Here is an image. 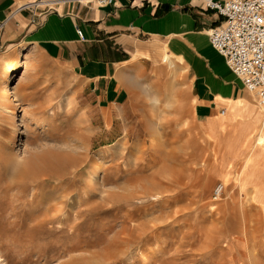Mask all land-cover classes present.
Here are the masks:
<instances>
[{
    "label": "rangeland",
    "instance_id": "374dc122",
    "mask_svg": "<svg viewBox=\"0 0 264 264\" xmlns=\"http://www.w3.org/2000/svg\"><path fill=\"white\" fill-rule=\"evenodd\" d=\"M18 48L36 64L13 73L6 97L0 75V264H264L246 188L253 175L264 184V125L226 112L208 137L181 62L117 94ZM257 105L249 118L264 117Z\"/></svg>",
    "mask_w": 264,
    "mask_h": 264
},
{
    "label": "crops",
    "instance_id": "0c3cea01",
    "mask_svg": "<svg viewBox=\"0 0 264 264\" xmlns=\"http://www.w3.org/2000/svg\"><path fill=\"white\" fill-rule=\"evenodd\" d=\"M35 1L0 0V52L4 53L0 62L12 57L14 50L24 49L19 45H26L44 59L72 68L87 79L105 78L107 89L117 94L130 91V82L141 71L162 72L168 66L179 68L181 62L193 115L208 137L224 128L219 119L226 112L235 117L246 115L241 122L260 124L259 130L264 125V117L247 115L254 113L257 101L209 42L207 31L221 18L200 3L112 0L103 6L94 0H50L49 6L23 7ZM77 27L84 40L78 38ZM159 59L167 66L159 64ZM260 132L257 145L264 144V129ZM242 141L237 145H243ZM224 142L227 147H236L234 138L228 136ZM249 172L254 173L252 169ZM253 176L246 179V188L264 220V184ZM254 181L257 196L251 191Z\"/></svg>",
    "mask_w": 264,
    "mask_h": 264
},
{
    "label": "built area",
    "instance_id": "2783aa9c",
    "mask_svg": "<svg viewBox=\"0 0 264 264\" xmlns=\"http://www.w3.org/2000/svg\"><path fill=\"white\" fill-rule=\"evenodd\" d=\"M107 5L112 0H94ZM216 13L221 22L208 29L211 46L224 58L227 67L242 82L244 88L264 106V0H191ZM50 0H38L23 7L49 6ZM76 34L84 40L82 30ZM223 114L224 111L222 110ZM218 184L215 197L222 192Z\"/></svg>",
    "mask_w": 264,
    "mask_h": 264
},
{
    "label": "bare ground",
    "instance_id": "6f19581e",
    "mask_svg": "<svg viewBox=\"0 0 264 264\" xmlns=\"http://www.w3.org/2000/svg\"><path fill=\"white\" fill-rule=\"evenodd\" d=\"M19 53V54H18ZM26 55V52H25V50L24 49H22V50H19L18 52H17V54L15 55V58L18 60L17 62H15V63H7L6 64V66L2 69V71H1V78H2V80H3V86H2V96L3 97H6L9 93H10V87H9V83H10V81H11V78H12V75H13V73L15 72V71H18V70H21V69H27V68H29V67H31V66H34L35 64H36V62L33 60V58L32 57H30V58H25V59H23V57ZM33 171V170H32ZM160 185H161V183H159ZM185 184V183H184ZM144 193H150V191L149 192H146V191H143ZM142 192V193H143ZM160 193V192H159ZM158 195V194H157ZM157 195L156 194H153V193H151L150 194V198L152 199V200H154V199H156V197H157ZM124 196V195H123ZM140 196V195H139ZM145 196V195H144ZM143 196V197H144ZM141 198H142V195H141ZM57 203V202H56ZM54 206V208L56 209V210H58V209H60V206L59 205H53ZM53 208V209H54ZM63 208V207H62ZM61 208V209H62ZM56 210H55V212H56ZM131 230V229H130ZM130 234H128L127 233V235L125 234V236L123 237V239H124V242H126V243H128L129 241H130V237L131 236H129ZM133 237V236H132ZM120 239H121V237H120ZM123 242V243H124ZM130 243V242H129ZM247 250H248V248H247ZM68 261H66V262H62V263H60V264H74L75 263V261H74V259L72 258V259H67ZM78 261V260H77ZM0 262H1V256H0ZM98 264H99V262H97ZM75 264H77V263H75ZM79 264V263H78ZM94 264V263H93Z\"/></svg>",
    "mask_w": 264,
    "mask_h": 264
}]
</instances>
